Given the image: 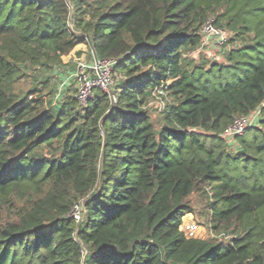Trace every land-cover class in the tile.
Listing matches in <instances>:
<instances>
[{
	"label": "trees",
	"instance_id": "trees-1",
	"mask_svg": "<svg viewBox=\"0 0 264 264\" xmlns=\"http://www.w3.org/2000/svg\"><path fill=\"white\" fill-rule=\"evenodd\" d=\"M208 17L242 41L222 62L189 55ZM80 43L116 61L109 92L15 91ZM195 193L227 240L179 229ZM0 264H264V0H0Z\"/></svg>",
	"mask_w": 264,
	"mask_h": 264
},
{
	"label": "built area",
	"instance_id": "built-area-1",
	"mask_svg": "<svg viewBox=\"0 0 264 264\" xmlns=\"http://www.w3.org/2000/svg\"><path fill=\"white\" fill-rule=\"evenodd\" d=\"M201 32L202 39L200 48L208 46L210 43L219 46L225 41L226 31L214 24L213 17L207 18L203 24ZM91 56L89 62H86L85 60L78 61L73 71L68 73L59 87L60 92L61 86H65L66 82L71 79L73 81V86L75 87V95L81 105H85L86 101L91 97L94 89L98 88L102 91L109 92L110 86L113 83V67L116 61L114 59H97L92 50ZM59 92L55 95L56 98L60 96ZM258 115L259 109H256L248 115L235 117L233 122L224 132V136L232 138L235 135L242 134L246 127L256 123ZM84 211L82 202H79L74 204L71 215L76 222L79 223L83 218ZM198 227V223H196L193 218H190V220L183 225L181 231H183L187 238H200L197 235ZM86 252L87 250L83 248V257Z\"/></svg>",
	"mask_w": 264,
	"mask_h": 264
},
{
	"label": "rangeland",
	"instance_id": "rangeland-1",
	"mask_svg": "<svg viewBox=\"0 0 264 264\" xmlns=\"http://www.w3.org/2000/svg\"><path fill=\"white\" fill-rule=\"evenodd\" d=\"M225 41L222 45L219 46H215V44H209L208 46H204L203 48L198 49L195 52L190 53L189 55L195 59V61H198L200 59V57L202 58V60L204 62H211L212 60L215 61H224V53L225 51L234 46V45H241L242 41L241 40H236V41H232L231 39L233 38L232 35L228 34V32H225ZM91 59V57L89 56V54L87 53L85 57H83L82 59L77 60L76 62L73 61V59H68V62L65 63L67 64L64 71L62 72L63 74L61 75H53L51 72H44V73H40L39 72H35L34 69H27L24 70V74L15 81L14 83V87H15V91L19 92L21 95L25 94L27 91H29L31 88L34 87V84L37 82L36 80L39 79L40 75H45L47 74L48 76H50V88L54 89V94H52V96L48 95L49 93V88H44L43 92H42V99L44 101H48L50 98H53L54 95H56L59 91V86L61 85V82L63 81V79L68 75L69 72L73 71L75 65L77 64L78 61L80 60H85L86 62H89ZM65 73V74H64ZM118 78V75H116ZM116 79V78H115ZM71 79H69L66 84L69 86V84L71 83ZM73 83V81H72ZM71 83V84H72ZM70 84V85H71ZM64 86H61V91L63 90ZM74 86L72 85L71 89H68L67 93H72V91H74ZM57 92V93H56ZM63 95V91L62 93H60V95ZM61 95V96H62ZM60 97V96H59ZM163 101L161 100L160 97L158 96H152L149 99L148 102V112L151 116V120L153 122V124L157 127L161 124V119H160V114L159 111L162 109L163 107ZM208 199V198H207ZM207 199H205V197L203 196V194H199V193H195L192 194L190 196V201L193 205V212L192 213H187L182 217V223L181 226L179 227L180 230L183 229V225L185 223H187L190 218H193L195 220L196 223H198V231H197V235L200 238L203 239H223V240H227L225 238V236H221L218 233H215L213 231H211L210 227H209V223H210V213H209V209L206 205V201ZM183 224V225H182Z\"/></svg>",
	"mask_w": 264,
	"mask_h": 264
},
{
	"label": "crops",
	"instance_id": "crops-1",
	"mask_svg": "<svg viewBox=\"0 0 264 264\" xmlns=\"http://www.w3.org/2000/svg\"><path fill=\"white\" fill-rule=\"evenodd\" d=\"M87 53L89 54L90 57H92L91 49H89L85 43H80L76 45L74 49L68 55L62 56V61L63 63H67L68 59H73V61L76 62L77 60L85 57Z\"/></svg>",
	"mask_w": 264,
	"mask_h": 264
},
{
	"label": "water",
	"instance_id": "water-1",
	"mask_svg": "<svg viewBox=\"0 0 264 264\" xmlns=\"http://www.w3.org/2000/svg\"><path fill=\"white\" fill-rule=\"evenodd\" d=\"M85 38H86L87 42L89 43V37L86 35ZM93 54H94V52H93Z\"/></svg>",
	"mask_w": 264,
	"mask_h": 264
}]
</instances>
